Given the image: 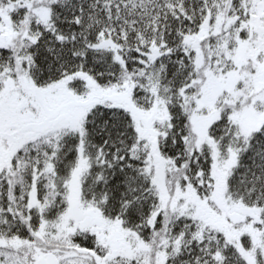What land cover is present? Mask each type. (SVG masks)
Segmentation results:
<instances>
[{"label":"snow or ice","instance_id":"obj_1","mask_svg":"<svg viewBox=\"0 0 264 264\" xmlns=\"http://www.w3.org/2000/svg\"><path fill=\"white\" fill-rule=\"evenodd\" d=\"M0 264H264V0H0Z\"/></svg>","mask_w":264,"mask_h":264}]
</instances>
